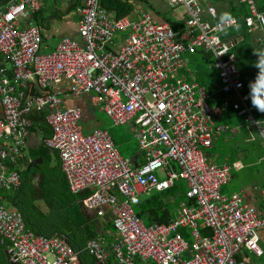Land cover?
I'll list each match as a JSON object with an SVG mask.
<instances>
[{
	"label": "built area",
	"instance_id": "2783aa9c",
	"mask_svg": "<svg viewBox=\"0 0 264 264\" xmlns=\"http://www.w3.org/2000/svg\"><path fill=\"white\" fill-rule=\"evenodd\" d=\"M43 1L16 0L0 12V240L8 243L7 254L13 251L9 259L75 264L76 251L61 235L29 231L21 213L1 197L2 190L20 185L13 165L26 151L31 115L44 112L51 130L44 144L57 152L71 193L87 191L82 203L89 209L110 208L116 240L107 247L95 237L85 246L96 264H262L264 203L259 208L245 203L239 192L225 194L231 167L212 162L205 152L220 135L237 131L217 123L227 108L245 116L264 142V112L263 120L255 117L236 59L229 56L239 40L225 33L236 27H219L218 10L206 0H159L184 10L183 32L147 12L134 20L118 18L100 0H83L76 8L80 41L62 38L52 52L42 53L41 30L32 16ZM244 1L250 9L247 30L260 34L257 42L263 45L264 21L257 17L264 11L254 0ZM199 50L212 54L220 74L213 91L181 74L184 55ZM219 91L226 94L222 104H211ZM88 94L112 125L134 134L142 163L122 157L106 129L84 133L81 109L63 106V97ZM178 180L187 190L176 217L144 225L134 210L140 198ZM262 194L264 201V188Z\"/></svg>",
	"mask_w": 264,
	"mask_h": 264
},
{
	"label": "trees",
	"instance_id": "16d2710c",
	"mask_svg": "<svg viewBox=\"0 0 264 264\" xmlns=\"http://www.w3.org/2000/svg\"><path fill=\"white\" fill-rule=\"evenodd\" d=\"M208 2L217 8L219 17L221 13L227 12L238 19L239 28L228 30L225 37H243V40L229 54L235 57L241 69L256 51L245 24V19L249 16V7L242 0H208ZM256 2L258 9L264 11V0H256ZM100 4L106 10L114 12L118 18L126 16L131 10L129 4L120 0H100ZM33 18L35 21L37 14ZM168 23L175 32H179L175 24ZM193 57L206 63L211 62V56L202 52L195 53ZM194 71H196L194 79L200 85L209 90L215 87L218 77L212 75L208 68L197 64ZM243 81L246 84L244 78ZM235 115L234 111L225 112L224 121L233 123ZM31 119L42 130L48 129L44 112L32 114ZM49 135L50 133H45L44 139ZM38 157L42 158V165L27 170L29 160ZM52 159L54 160L51 163ZM13 167L19 172L20 185L10 190H2L3 202L21 213L25 227L29 231L44 236L68 235L70 241L68 244L76 251L75 264H94L95 259L85 249L87 241L98 236L97 221L84 213L82 199L87 197L88 193L86 191L79 194L71 193L61 170L57 152L43 143L37 149L27 152L24 157H19ZM37 174L42 178L40 184H37ZM186 190L187 185L184 181H172L169 188L162 191L155 190L152 194L141 197L134 208L135 213L146 226L153 223H169L181 201L185 199ZM37 201H42L47 210H43ZM111 226L113 227L112 222ZM203 234L207 233L204 231ZM7 249L8 243L0 240V264H9Z\"/></svg>",
	"mask_w": 264,
	"mask_h": 264
},
{
	"label": "crops",
	"instance_id": "0c3cea01",
	"mask_svg": "<svg viewBox=\"0 0 264 264\" xmlns=\"http://www.w3.org/2000/svg\"><path fill=\"white\" fill-rule=\"evenodd\" d=\"M15 1L16 0H0V12H2L6 6L10 5L11 3L15 2ZM47 1L48 0L43 1L42 8L40 9V11L38 13H36L37 19L35 21L33 18L34 15L32 16V23L34 25H37L41 30V35H42L41 52L42 53H43V51L45 53L52 52L56 48V45L59 43L61 38H63V37L74 39L76 41H80V38H79L78 33H77L80 15L76 13V8H78L82 5L83 0H61L62 2L64 1L63 3H65L64 8H65L66 12L62 13L63 11H61V12L53 11V12H51V15H48L45 18L43 16V10L45 8V3ZM120 1L126 2L131 7L130 12L126 15V16H129L130 19L134 20L138 17V15L141 12H147L152 16V18L156 22L166 23L168 25H169L168 22H171V23L175 24V27L179 30V32H183V30H184L185 12L180 7L171 8L168 4H166L164 2L166 5H168L165 9V8H162V6H160V3H162V2L159 0H120ZM242 1L245 2L244 0H242ZM254 1L256 2V0H254ZM53 2H54V6H55L56 1H53ZM206 3L208 5H210L208 0H206ZM202 5H203V7H205L206 4H202ZM256 5H257V2H256ZM210 6H212V5H210ZM70 7H73V8L70 9ZM257 7H258V5H257ZM67 12H68V14L66 16ZM109 12H111V11H109ZM70 13H73L72 16ZM249 13H250V9H249ZM247 32H248V30H247ZM249 35L252 37V40H253L254 45H255V50L259 51V52H264V44L261 45L257 42V38L260 37L261 35L258 33H255V34L249 33ZM53 39H55L57 41H51ZM237 39L239 40L238 43H240L243 40V37L241 36V37H238ZM197 52H202L208 56L212 55L211 53L203 52L201 50H199ZM193 55H184V59L185 58L187 59V64L189 62L191 63V59H189V58H191V56H193ZM211 59H212L211 61H214L213 56H211ZM257 60H258V55L255 54V52H254L253 57H250L249 59H247V63L245 65H243V67H241V69H239V67L237 65L238 69L241 72L242 81L244 78L245 83H246V84H244L243 92L249 95V103L251 105H252V103H251V98H250L249 84H250V82L255 81L257 74L259 72V69L257 67H255V63L257 62ZM236 64H237V60H236ZM181 74L185 77L187 82L198 83L194 79L195 74H196V71H194V69H188L185 66L184 69L181 71ZM214 76L218 77V80L216 82L215 87L212 90H209L207 87L202 86L199 83L198 84L202 87H205L208 91H213L215 88L219 87L221 84L220 83V74L218 71H217V74ZM243 83H244V81H243ZM245 86L247 87V89L249 91L246 89ZM32 87H34V86H32ZM225 96H226L225 93H223L222 91H219L218 93L212 95V97L209 99V102L213 105H221ZM70 97H72V96L63 97V99H64L63 106H75V107H78L81 109V112H82L81 126H82L83 132H84L83 123H85L87 125V130H85L84 133H88L91 130H93L94 128H103L109 132V134L112 137L116 147H117L118 142L115 139V137L118 140H120L121 142L125 141L126 138L124 137L122 132L114 129L115 127L124 126V125H112V123L107 118L105 113L100 109V106L97 104V102L95 101V99L92 95L88 94V95H84V96H80V97H74V98H72L73 100H69ZM66 102H67V104H66ZM97 110L102 112L106 116L107 119L97 118V116H96ZM228 111H234L236 113V115L233 116V118L235 119V121L233 123L224 121V114H225V112H228ZM254 115L257 119L263 120V112L259 113L255 107H254ZM2 116H3V113H2V107L0 104V119L2 118ZM217 123L218 124H228V125L237 129V131L235 133L229 132L227 134L220 135L218 138H216L213 146L208 148L205 151L208 158L212 162H214L218 165H222L224 163H227L231 167L232 177H231L230 181L228 182V184H226L222 187V191L225 194H232L234 192H239L243 196L245 203L261 208L263 206V203H264L263 194H262V188H264V161H263L264 154L260 155V157H259V161L262 163L263 169L262 170L257 169V171H255L256 174L258 175L257 178L254 179L251 183L245 184L243 181H240V183L235 184L234 183L235 177L236 176L238 177V174H239V177L241 176L240 174H242V171L244 169H246L247 164H245L244 161L240 158L238 160H233V162L231 164L228 163L227 158H225L222 162H220L219 161V158L221 156L220 153L214 152V149H215L218 141H220L221 139H223L224 141L227 140V138L229 137L228 136L229 134H232V136L237 135V134H245V135H250V136L253 135L254 138L253 137L252 138L254 140L256 139V136H258L259 138H260V136L257 134V132L255 130H253L250 127L249 122L247 121L246 117L245 116H239L238 113L232 108L224 109V111H223V113H222V115L219 118ZM36 125L37 124H35L34 121H32V125H31L32 128H30V133H29V136L27 138L26 151L24 153V156L27 154V152L37 149L40 145H42L44 143L45 133H51L50 127L47 125V123H46V125L48 126V129H45V130H42L40 127H38ZM126 129L129 132H131L127 127H126ZM262 142H263V140H262ZM129 151H130L129 156H126V158H129L131 160L132 164L135 165V164L142 163L144 161V153L139 149V147L137 145V141H136L135 146H131L129 148ZM32 160H34V159L29 160V163ZM53 160L54 159H52L51 163L53 162ZM42 163H43V160H42ZM42 163L38 164V166H36V167H40L42 165ZM249 165H252V163H250ZM36 176H37V178H36L37 184H40L42 178L38 174ZM43 210H47L46 206H45V209H43ZM84 213L89 214L91 217H93L91 219H95L97 221V232H98L97 237L102 239V241L105 243V245H107V247H110L111 244L116 240V238L118 236L115 228L111 226L112 215H111L110 208L105 206L101 210L96 209L93 211L92 209L90 210L89 208L85 207V205H84ZM204 231L207 234L210 233L209 230H202V233ZM207 234H204V235H207ZM261 234H262V242L261 243H264V230H262ZM61 236L63 237L64 235H61ZM67 237H68V235H67ZM68 240H69V237H68ZM69 242L70 241H68V243ZM94 264H96V261Z\"/></svg>",
	"mask_w": 264,
	"mask_h": 264
},
{
	"label": "rangeland",
	"instance_id": "374dc122",
	"mask_svg": "<svg viewBox=\"0 0 264 264\" xmlns=\"http://www.w3.org/2000/svg\"><path fill=\"white\" fill-rule=\"evenodd\" d=\"M63 2L61 0H56V4L54 6L53 0H48L45 3V8L43 10V16L46 18L48 15H51V12H53V11H57V12L63 11L62 13H65L66 12V10L64 8L65 3H63ZM160 6H162V8L166 9V7L168 5H166L164 2H162V3H160ZM214 8H216V7H214ZM67 14H68V12L66 13V16H67ZM70 14L72 16L73 13H70ZM51 41H57V40L53 39ZM43 53H45V52L43 51ZM189 59H191V63L189 62L188 64H186V67L188 69H194V67L198 64L201 67L208 68L212 75L217 74L216 68L214 66V61L206 63L204 61H199V60L195 59L193 56H191V58H189ZM239 61H240V59H239ZM72 98H74V97H70L69 100H73ZM67 102H66V104H67ZM96 116H97V118L107 119L106 116L98 110H97ZM83 126H84V132H85V130H87V125L85 123H83ZM114 129L122 132V134L126 138L124 142H121L120 140H118L114 136L118 142L117 149H118L119 154L122 157L129 156V153H130L129 148L131 146H135L136 141H137L136 137L134 136V134H132L131 132H129L126 129V126L115 127ZM228 136L229 137L227 138V140L224 141L223 139H221L220 141H218V143L214 149V152L220 153V155H221L219 158L220 162H222L225 158H227L228 163L231 164L233 162V160H238L239 158L242 159L244 161V163L247 164L246 165L247 167H246V169H244L242 171V174H240L241 175L240 177H239V174H238V177L237 176L235 177L234 183L237 184V183H240V181H243L245 184L251 183L258 176L255 171H257V169H259V170L263 169V165L259 161V157H260V155L264 154V142H262V140L258 136H256V139L254 140L252 138L253 135L250 136V135H245V134H237V135L232 136V134H229ZM250 163H252V165H249ZM157 175L160 179L165 177L164 172L162 170L158 171ZM154 191L155 190H152L150 192V194H152ZM37 204L39 206H41L43 209H45V205L41 201H38ZM92 210L94 211L96 209H92ZM176 211H175L172 219H174L176 217ZM181 231L184 232V235L188 240H191L190 231L188 228H183V229H181ZM261 244L264 248V243H261ZM260 260H261L262 264H264V256ZM141 263L142 264H152V262H150V263L141 262Z\"/></svg>",
	"mask_w": 264,
	"mask_h": 264
},
{
	"label": "clouds",
	"instance_id": "9594fccd",
	"mask_svg": "<svg viewBox=\"0 0 264 264\" xmlns=\"http://www.w3.org/2000/svg\"><path fill=\"white\" fill-rule=\"evenodd\" d=\"M258 19L264 21V16H258ZM249 25L252 24V20H248ZM227 26H235L239 28L238 22L231 16L230 13H221L219 17L218 26L223 28ZM225 53H220L218 55H223ZM258 55V60L255 63V67L259 69L257 77L254 82H250V98L252 105L260 112H264V52L255 51ZM240 86V85H238Z\"/></svg>",
	"mask_w": 264,
	"mask_h": 264
},
{
	"label": "water",
	"instance_id": "95a60500",
	"mask_svg": "<svg viewBox=\"0 0 264 264\" xmlns=\"http://www.w3.org/2000/svg\"><path fill=\"white\" fill-rule=\"evenodd\" d=\"M40 163H42V159H41V157H38L37 159L32 160V161L28 164V166H27V170H29L30 167H36V166H38V164H40ZM63 237H64V239H65L66 242L69 241L67 235H64ZM9 255H13V251H10V253L7 254L8 263H9V264H17V263L12 262V261L9 259ZM153 264H154V263H153Z\"/></svg>",
	"mask_w": 264,
	"mask_h": 264
}]
</instances>
